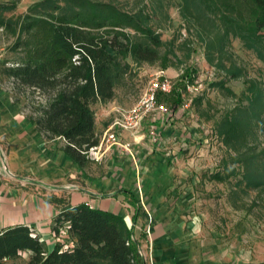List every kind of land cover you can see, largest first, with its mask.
I'll list each match as a JSON object with an SVG mask.
<instances>
[{
    "label": "trees",
    "instance_id": "16d2710c",
    "mask_svg": "<svg viewBox=\"0 0 264 264\" xmlns=\"http://www.w3.org/2000/svg\"><path fill=\"white\" fill-rule=\"evenodd\" d=\"M183 4L207 60L229 79H244L246 84L238 103L216 123L218 136L233 155L211 179L224 183L241 172L232 196L242 185L263 194L264 147L259 135L264 132V78L248 77L228 57L227 46L239 38L264 63V0H184ZM16 8V2L0 3V31L13 38L9 50L16 55L12 65L1 64L0 74L13 80L12 92L30 89L40 95L27 118L46 140H63L60 150L84 169L100 142L95 106L116 97L117 86L131 68L129 60L160 62L163 70L171 67L168 53L161 56L165 43L143 10L125 11L112 1L41 0L22 14H15ZM192 72L187 69L171 93H158V102L177 111L184 104L183 90L193 80ZM214 86L237 96L224 81ZM12 97L15 104L21 103L17 95ZM51 201L61 206L54 232L65 229L72 245L59 242L47 251L30 227L12 226L0 230V264L23 252L29 254L25 264H148L132 227L121 216L86 204L72 206L63 198Z\"/></svg>",
    "mask_w": 264,
    "mask_h": 264
},
{
    "label": "crops",
    "instance_id": "0c3cea01",
    "mask_svg": "<svg viewBox=\"0 0 264 264\" xmlns=\"http://www.w3.org/2000/svg\"><path fill=\"white\" fill-rule=\"evenodd\" d=\"M122 107L117 96L95 106L100 138L112 122L110 113ZM178 114L173 112L171 119ZM149 123L150 118L136 135L121 132L131 152L116 146L104 154L93 151L82 169L60 150L63 140H46L0 87V145L5 147L0 151V230L25 225L41 237L47 251L65 243V237L71 246L66 230V235L54 232L61 206L48 199L68 195L65 202L72 206L86 204L124 218L148 264H261L243 243L223 245L216 235H208L192 209L162 205L172 175L161 171L167 170L166 157L171 155L160 152L149 139ZM163 127L168 139L177 136L179 143L173 148L179 150V126ZM94 166L103 170L95 174ZM188 192L179 203L191 201L193 193Z\"/></svg>",
    "mask_w": 264,
    "mask_h": 264
},
{
    "label": "rangeland",
    "instance_id": "374dc122",
    "mask_svg": "<svg viewBox=\"0 0 264 264\" xmlns=\"http://www.w3.org/2000/svg\"><path fill=\"white\" fill-rule=\"evenodd\" d=\"M38 1L41 0H0V3L16 2L15 14H22ZM103 1H112L129 12L143 10L150 17V25L160 34L165 43L161 48V56L168 53L172 66L164 71L173 81L174 88L179 86V81L187 69L194 70L193 80L188 85L197 86L199 89L192 96V103L185 107L184 101V104L178 108V117L174 119L167 117L161 123H149L156 126L158 131L160 129L155 135H149L148 132L149 139L152 140L156 149L161 148L160 152L171 155V158L165 156L168 167L166 171H161L163 175H172V181L165 186L166 192L163 196L166 201L162 202V205H168L170 208L177 206L178 209H192L208 235L212 237L216 235L223 245L243 243L253 258L258 263L264 264V193L257 194L255 191L246 190L242 185L241 190L232 196L231 191L236 181L241 179V172L224 183L211 179L213 173L223 171L224 164L232 161L233 152L218 136L216 123L224 111L238 103L246 88L244 79H229L223 71L207 60L205 46L198 38L197 30L192 26L193 21L184 12V0ZM262 33L264 35V30ZM12 43L13 38L6 37L0 31V68L3 62L6 61L7 65H12L16 60V55L9 50ZM227 52L228 57H232L238 66L245 69L248 77L260 80L264 78V63L257 58L254 51L245 48L239 38L232 39L231 44L227 46ZM129 62L131 68L116 88V96L124 106L122 108H129L137 103L146 91L150 80L163 70L160 62L155 64H135L131 60ZM0 81L1 88L11 97L13 95L20 97L21 103L17 105L23 114L26 117L32 115L38 106L40 95L30 89L20 93L16 90L12 92L13 80L2 74H0ZM220 81H224L226 87L232 89L237 96L227 95L214 86ZM183 95L185 99L189 98L187 87L183 90ZM168 106L172 109L170 105ZM163 125L179 126L182 133L179 150L175 151L173 148L175 143H179V139L177 136L170 139L164 136ZM259 143L264 147V132L259 135ZM100 167L103 168L102 165ZM100 167L94 166L95 174L105 168ZM74 184L71 182L70 185ZM188 191L193 193L191 201L179 203V200H183V196L189 193ZM48 199H52V196ZM67 199L68 195L64 196V200L67 201ZM61 233L66 235L65 229H61ZM63 241L66 246H70L67 237L63 238ZM26 257L27 253L23 252L19 258L8 260L5 264H25Z\"/></svg>",
    "mask_w": 264,
    "mask_h": 264
},
{
    "label": "built area",
    "instance_id": "2783aa9c",
    "mask_svg": "<svg viewBox=\"0 0 264 264\" xmlns=\"http://www.w3.org/2000/svg\"><path fill=\"white\" fill-rule=\"evenodd\" d=\"M173 89V81L166 75L164 70H161L150 80L146 91L137 103L129 108H117L110 113L109 116L113 115L112 122L100 138L98 146L93 148L91 153L97 150L98 152H101V154H104L114 146L131 152L130 145L123 143L121 132L128 131L136 135L141 131L144 123L149 118L151 119V122L161 123L167 119V117H171L173 114L172 110L167 104L158 102L157 94H168L171 93ZM198 89L197 86L187 85V90L190 96L185 99V107L192 103V96L196 94ZM156 133L158 134V128L154 125H150L149 135H155ZM1 150L0 146V151Z\"/></svg>",
    "mask_w": 264,
    "mask_h": 264
}]
</instances>
